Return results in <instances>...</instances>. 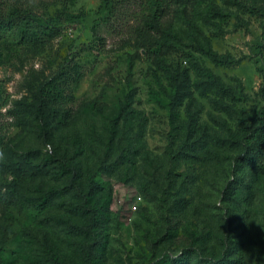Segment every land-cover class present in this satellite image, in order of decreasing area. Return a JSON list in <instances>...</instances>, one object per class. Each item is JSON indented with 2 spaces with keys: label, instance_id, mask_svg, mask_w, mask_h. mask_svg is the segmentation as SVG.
<instances>
[{
  "label": "rangeland",
  "instance_id": "1",
  "mask_svg": "<svg viewBox=\"0 0 264 264\" xmlns=\"http://www.w3.org/2000/svg\"><path fill=\"white\" fill-rule=\"evenodd\" d=\"M102 4L32 1L40 18L62 21V13H69L60 31L44 36L38 29L31 46L19 44L14 35L0 43V50L11 53L10 61L0 65V92L7 101L0 105L5 197L0 264H52L51 254L82 263L83 239L71 226L83 217L74 210L76 196L66 190L69 177L59 176L57 162L48 172L36 170L51 145L78 166L84 190L87 173L94 175L91 203L101 215L102 241L93 264H173L199 249L212 257L225 240L241 245L233 257L243 264H264V173L251 198L220 200L232 179L221 166L232 155L222 143L240 119L252 118L264 106L258 96L264 0L183 2L168 18L170 48L152 56L135 35L139 25L130 11L136 6L123 3L120 15L110 17ZM74 63L81 76L66 88L71 116L43 139L30 115L36 92L59 68ZM197 66L210 70L234 94L206 88ZM167 69L187 74L188 97L181 105L173 99L177 82L168 79ZM124 155L130 160L111 172L113 161ZM22 159L27 172H22L24 162L21 172L16 170Z\"/></svg>",
  "mask_w": 264,
  "mask_h": 264
},
{
  "label": "trees",
  "instance_id": "2",
  "mask_svg": "<svg viewBox=\"0 0 264 264\" xmlns=\"http://www.w3.org/2000/svg\"><path fill=\"white\" fill-rule=\"evenodd\" d=\"M35 0H0V43H4L6 39L14 35L19 44L31 46L35 44L37 38L36 31L41 29L44 36H53L60 31V26L69 17V13H62L63 20L56 17L40 18L30 7V3ZM119 1V3H118ZM197 0H102V12L107 15H120L124 9L123 3L134 4L136 7L130 11V16L139 25L135 31L137 41L140 48L149 56L157 55L170 48L166 37L169 36L168 18L172 17L175 11L183 2ZM117 3V5H116ZM242 5V3H239ZM121 7V9H120ZM123 8V9H122ZM243 10H251L242 7ZM35 23L38 25L35 26ZM263 44L264 49V27H263ZM2 47V46H1ZM89 47V46H88ZM83 51H89L84 47ZM212 54L210 59L218 62ZM11 59V53H4L0 50V65L6 64ZM80 65L74 63L59 68L52 76L43 81L36 92L35 103L31 106L30 115L35 121L36 128L43 137L49 140L53 136V132L60 126H65L68 122L71 111L67 104L72 101V96L66 92L67 86L76 85L80 80ZM198 75L203 78L206 88L213 89L216 94L226 93L234 94L229 88L224 87L210 70L203 66H197ZM261 77V85L258 91L259 98L264 102V65L259 68ZM169 80H174L176 86L173 95L174 100H178L179 104L185 97L188 82L187 74L184 72L165 70ZM178 80H176L175 78ZM6 99L0 92V105H6ZM119 116V114H118ZM117 117V116H116ZM120 118V117H119ZM116 118L112 124H116L119 119ZM190 126V125H189ZM191 127V126H190ZM1 143V141H0ZM172 141H169V144ZM49 144L51 142L49 141ZM108 146H113L112 139L109 140ZM225 149H228L232 155L228 164H222V168L228 173L226 185L221 190L220 200L226 202L233 198L238 200L242 196L251 198L253 196V187L256 179L264 173V106L258 109L252 118L245 117L240 119L239 126L236 131L222 143ZM172 145H169L167 151ZM204 146L200 144V148ZM131 148L128 147V151ZM59 149L51 145V148L44 153V156L37 165L39 171L48 172L54 162H57L58 174L61 178L69 177V185L67 191H72L78 200L75 205V212L83 217L80 223L72 224V231L76 235L82 237L80 258L81 264H93L97 251L101 245V236L98 229L101 223V215L98 208L91 203V198L95 190L94 175L87 173L86 190L81 186L79 181L80 169L76 164L66 160L65 155L58 156ZM167 152V155L170 154ZM130 156V153H129ZM128 155H124L113 161V169L111 172L117 171L122 165L126 164L130 159ZM170 156V155H168ZM125 158V161H124ZM173 157L171 156V160ZM24 162V163H23ZM16 170L21 172L19 165H23L22 172H27V163L23 159L16 162ZM107 168V167H106ZM5 197L0 189V203L4 202ZM183 200V199H180ZM186 202L185 200H183ZM185 207V206H184ZM230 242V244L228 243ZM240 244L226 240L221 243L219 251L215 256L206 257L202 250H189L181 256L173 260V264H243L241 257H233L240 250ZM237 250V251H236ZM52 264H70L65 260H61L51 254ZM205 257V258H204Z\"/></svg>",
  "mask_w": 264,
  "mask_h": 264
}]
</instances>
